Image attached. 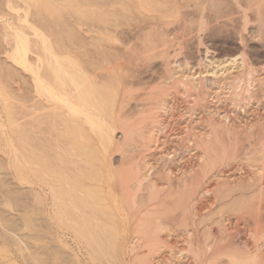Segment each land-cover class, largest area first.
Wrapping results in <instances>:
<instances>
[{
	"label": "rangeland",
	"instance_id": "obj_1",
	"mask_svg": "<svg viewBox=\"0 0 264 264\" xmlns=\"http://www.w3.org/2000/svg\"><path fill=\"white\" fill-rule=\"evenodd\" d=\"M7 1H11L12 5L16 7L19 6L20 10L22 7H25L26 9L29 10V18L30 19L32 18L31 20L41 30H43L44 33L46 34L49 33L48 35H50V38L52 37L51 42L53 43V49L55 51L60 52L61 54H66L67 53L66 50L69 51L74 50L75 52L73 54L75 56L77 55L79 58L82 56H83L82 59L91 58L92 62L90 65H92V67L90 65L85 66V70L87 71L88 75H90L89 78L92 79L91 76H93V80L97 79L105 83H111V85L113 84V86H115V87L110 86L109 87L110 89L109 90L107 89L108 92L107 90H106L107 93L105 92V95L108 96V97L106 96V98L107 99L109 98L110 101L116 100V102H119V100L123 98H128L130 100L129 102L131 104L129 105L128 102L127 105L129 106L126 107V109L128 110L125 109V116L128 114L127 117L131 116L132 118L134 117L136 118L143 113L142 111L144 110V108H141L143 107L142 100L139 99L142 97L144 92L148 91L147 88L144 89V87L145 86L153 87L157 85L158 83H160L159 77L161 78V80H164L163 72L165 73V60H166L164 59L165 57L164 58L160 57V59L158 56H157L158 58L154 57V59L152 57H146L145 58L146 60L144 59V57L143 58L140 57L141 59L138 57L137 60L135 59L129 64L127 63L128 65H126L125 63H123L124 65L122 64L123 57H125L126 55L130 56L132 55V53L137 54V52L138 53L141 52V48H142L141 46H143V43H145V39L141 41V38L142 39L146 38L143 37L144 34L147 33L148 35V33L152 31L151 26L153 27L162 26V28L168 32L169 34L168 39H170V43H168L167 45V50L169 54L168 59L170 60L172 65H181L182 67H192L193 70H197L201 65L209 63L212 59L216 57H222L223 55H225V53H227V51L231 53H235L238 50L239 43L237 37H235V34L233 32V27L226 26L224 24V21L222 20H226L225 18L219 19L218 22L213 21L210 23L209 25L210 28L206 31L207 33L205 32L202 35V37L205 39V44L203 45H200L198 43V37L196 33H190L188 35H184V33L181 32L180 30L181 25L183 26L185 22L195 21L194 19L197 20V8H195L196 7L194 2L195 0H189L191 3L189 1L187 3L185 1L182 3L181 1L179 2L177 0H145V1L144 0H54L59 5L60 10L58 8V10L54 12L52 15H48V11H47L48 5L50 3L43 2L44 0H0V14H5L7 11L13 12L9 8L7 9L6 6ZM249 1L250 0H243L242 2L243 4H248ZM195 11H196V15H195ZM21 12L23 14V9ZM263 19H264V13H263ZM237 21L238 20H236L234 23L238 24ZM44 25L45 27H43ZM145 25L146 27H144ZM250 27L251 29H253L256 27V24H253V26L250 25ZM229 28H232V30H230ZM24 29L27 30V32L30 31L28 30L27 27ZM6 31L7 30L3 28V25L0 24V43H2V41L4 40L3 33H6ZM228 35L234 37L232 39H229ZM30 37H32L31 39H33V41L36 39L34 38L35 36L33 35H30ZM58 39L63 40L62 45L56 42ZM104 39H106L107 41ZM135 39H137V41H135ZM247 44L249 50L251 51V55L253 59L258 61V63L264 62V27L262 29L261 34L257 38L254 36L252 37L250 35L248 37ZM127 45L129 47L131 46L130 47L131 52L129 49H127L128 48ZM98 47L99 49H97ZM207 48H209L208 49L209 51L207 50ZM33 49L29 51L28 54L30 63H32L31 66L35 67V69H38L39 72L43 74L42 75L43 77H46L49 70H47L46 68L42 69V67L45 66H38L36 60L38 59V55L42 53L41 47H35V49L34 50ZM36 50H38V52ZM93 51L99 52L101 56L97 55L98 53L95 54ZM82 52H84V54ZM9 53L10 52L7 51L6 48L0 47V189H1L0 215L1 216L5 215L4 218L7 221L8 220L9 221L11 220L13 222L15 221L16 224L15 223L14 224L17 228V232L12 230L13 229L12 227H14L12 226L14 225L12 224L13 222L10 223L5 221V219L2 216V218L4 219L3 221V219L0 216V223H1L0 262L2 264H135L136 252H134L129 248L130 246L129 243L131 242V239L135 233V229L137 230V225L134 224L133 221L134 213L126 203L125 204L127 206L124 204L126 207L124 206L120 207L117 205L116 198H118L121 195V191L119 190L118 186L112 188L113 181L110 180V176H112L113 173L119 170L122 166L121 164H123L122 160L124 159L122 157V153L116 151L115 147L114 149L108 150L110 144L108 143L107 145L106 142L101 141L100 139L101 131L99 132V129L96 130L98 131L96 132L95 130L89 127V124L81 120L80 116L72 115V118L74 120L80 122L83 121L86 127L85 128L86 132L89 134L88 135L87 133L84 132L85 138L78 136V133L72 130L68 126V124L66 125V122L63 120V118H66L65 116H68L66 115V113H68L67 108L64 107L62 102L60 101H55V100L48 101L47 99L48 97L45 92L44 94L43 92L39 91L41 93L40 94L36 86L33 71L25 67L23 68V65L18 61L14 60L13 56L9 55ZM79 53L82 56H80ZM84 56H86V58ZM119 56L122 58H120ZM143 59L145 61H143ZM113 60L114 62L111 63V61ZM98 61L102 65L99 64ZM135 61L138 63L136 64ZM146 62L148 64H146ZM114 63L116 68L114 65H112ZM117 64L119 65V67ZM69 68L71 69V67L68 66V69ZM90 68H92L91 71ZM95 68L97 69V72ZM53 73H54L53 70H50L48 75L49 77L47 76L48 78L46 77V80L52 82L54 78ZM97 73H100L99 75L100 76L103 75L102 77L105 78L103 79L102 77L100 78L97 77ZM112 74L115 76H113ZM113 77L117 78L116 81L118 84L115 82V79ZM130 80L131 82H129ZM142 80H144L143 81L144 83L142 82ZM126 86L128 88H126ZM112 88L114 89V91ZM134 89L136 90L135 92ZM126 90H131L133 91V93L129 94L128 92H126ZM135 93L137 94L135 95ZM138 94H139V98L137 97ZM52 105H54L55 107H53ZM118 107L119 105H112V108L107 107L106 109L101 111L104 116L107 115L105 117L108 118V120H111L110 122L113 121L112 130L113 132H115L114 139L116 142H118V140L123 139V134L121 132L122 130L121 127H119L120 124L119 123L116 124V122H114L115 120L114 115L118 113ZM52 108L55 110V112L53 111ZM112 113L114 115H112ZM111 115L112 117L110 118L109 116ZM176 115L177 116L175 119L169 118L167 115H165L170 120L172 119L171 121H173L172 123L175 128L169 127L165 132L164 131L162 132L163 129H161V131H159L158 129L155 132V134L152 135V138H150L149 146H148V147L151 146L150 150H148L151 152V154H155L158 151H161L160 149H162V147H160V145L161 146L165 145L166 147H172V150L177 152V153L175 152L172 161H165V160L159 161L160 165H166L168 167L170 165L175 166L176 164L183 162L184 160L190 157L189 153L191 155V153L194 152V151L189 152L185 147L179 146L178 142L176 141L177 140L176 138L178 137L174 136V134L172 137V135H170L171 133H169L171 131H174L173 129L179 130L180 129L179 127H181V125H185L184 124L185 116L184 117L180 116L178 112L176 113ZM47 118L48 120H45ZM54 119H56V122L54 121ZM57 119H59L60 121H57ZM36 122L39 124V126L37 125ZM44 124L47 127H45ZM156 125L159 128V125L157 123ZM162 126L163 125H161L160 127L162 128ZM69 128L71 131L69 130ZM35 129L37 130V132L35 131ZM18 131L20 132L18 133ZM97 133H99L100 135ZM21 134L23 137H21ZM42 134L43 137L40 136ZM37 135H39L40 137ZM64 135H68V136L63 137ZM45 136L47 137L45 138ZM21 138L23 139L21 140ZM61 139L63 140L65 139V140L61 141ZM67 139H69V141ZM71 140H73V142ZM33 141H35V143ZM167 142L168 144H166ZM60 143H62V145ZM73 144H75L76 149L73 148L74 147ZM81 145L82 147H80ZM174 146H178V148H175L176 149L175 150L173 149ZM18 147L22 149L20 150ZM49 148H51L53 153ZM31 149H33L34 151L33 154L31 153L32 152ZM77 149H79V151ZM84 149L87 150L86 154ZM36 150L39 151L40 153L43 152V154L40 155V153L37 152ZM35 151L39 153V155ZM87 153L90 155H88ZM138 156L139 155L137 154L133 155V157L136 158ZM84 157H86L87 159L85 158L84 160ZM131 157L132 154L130 158ZM257 157H252L251 159L242 161V163L239 166L241 168L238 169L239 170L238 172L240 174H249L252 172L250 171V169L257 170L256 169L257 167L258 169H261L262 166L264 167L263 159H260L261 158L260 155ZM81 161H83L84 164H81ZM259 161L262 163H258ZM244 162L245 163L247 162L248 164H245ZM73 163L76 165V167L75 165H73ZM258 164L261 167L258 166ZM99 171H101V174ZM242 171H247V172L244 173ZM81 172L82 173L85 172V173L82 174ZM261 172H264V170H262ZM262 174L263 173L260 174L261 177L259 175H258L259 177L256 175L254 177L255 179L253 178L250 181L252 184L250 182H247V184L244 183V185L242 184L243 187L240 185L239 186L231 185V187L230 186L223 187V189L220 187L217 189L215 193L210 195L208 194L209 196L208 195L203 196L204 198L202 196H201L202 198H200V195H196L195 201H196V206L198 208V209L197 208L194 209V213L196 212L194 216L195 215L196 216L194 217L191 215V213H189L190 210L189 208L187 210L188 211L187 219L189 223L188 228L191 230L194 229L193 232H195V236H196L195 239L197 245H199L200 243H201L200 245L205 244V241L208 242L212 238L217 239L221 236L223 237L226 236L228 245L225 247L226 249L224 248L221 249L222 252L224 253L225 251H228L226 252L228 254H232L234 252L235 254L238 255L242 253L240 256L243 257H245L246 255L248 256L249 255L248 249L245 248V244H243L246 241L251 242L250 245L253 246L252 249L254 251L257 250L256 247H258V249L263 250L264 252V237H261V239L258 238L254 239L252 237L253 234L250 233L251 232L250 229L253 226L249 228L250 227L249 224L252 225L253 221L251 220V217H249L250 214L248 213L250 212L249 208L252 207L254 210L253 213L254 214L258 213V216L261 219L260 221H262L261 225L262 227H264L263 226L264 202L260 201L261 197L264 196V192H263L264 184L262 185L259 184L261 179H263L264 181L263 178L264 175ZM80 176L82 177L79 180ZM212 180L213 181L216 180L215 177H213L211 181ZM110 187L112 188V191ZM86 189H88L87 192L85 191ZM93 190L97 194L94 193ZM260 190L262 191L260 192ZM259 195L260 197H257ZM206 196H208L209 198ZM96 197H98V200ZM19 198L21 199L19 200ZM59 199H64V200H59ZM258 199H260L259 202ZM7 201H10L9 204ZM254 202L255 203L258 202V203L254 204ZM250 203L253 204L254 207L253 205L250 206ZM73 204H76V206L80 205L79 207L80 210L76 209ZM32 205H34L33 208ZM86 205L88 206V208ZM245 209L247 210L245 211ZM80 212H83V214L87 218L89 217L88 219H90V221L86 219L85 222L83 220L84 215ZM243 213H245L246 215ZM239 217L243 218V221L242 219H239ZM244 217L247 219L245 220ZM28 218L29 220H27ZM80 218L83 220V224ZM190 218L192 219V221L193 220L194 221L191 222ZM238 219L241 221L243 226H241V224H239L238 226L237 224ZM232 220L234 222L231 223ZM222 222L224 224L227 223L231 224L228 225L231 231L227 232V234L226 233L223 234L222 232H220L221 230L220 227ZM85 223L87 225L84 226ZM4 225L6 226V228ZM8 226L9 228H12L10 229V231ZM236 226L239 228H237ZM81 227H83L82 228L83 232ZM125 228L126 230H124ZM97 231L99 233H97ZM1 232H5V233H1ZM91 233L92 235H94V237L91 235ZM3 234L4 235L6 234V236H4ZM38 234L41 235L39 236ZM231 242L233 243V246ZM242 245L244 246V248ZM260 250L259 252H261ZM144 251L148 252L147 246L144 247ZM218 251H220L219 248ZM226 253L223 255H226ZM150 256H153V254H151ZM220 256H222V254H220ZM217 257H219V255ZM257 260H259L258 263H256ZM262 260L263 259H256L255 262L251 261L247 264H263L264 260L263 261ZM154 262H156V260H154Z\"/></svg>",
	"mask_w": 264,
	"mask_h": 264
},
{
	"label": "bare ground",
	"instance_id": "obj_2",
	"mask_svg": "<svg viewBox=\"0 0 264 264\" xmlns=\"http://www.w3.org/2000/svg\"><path fill=\"white\" fill-rule=\"evenodd\" d=\"M177 1H179V2L181 1L182 3L185 1L187 3L189 0H177ZM242 1L243 0H195L194 1L195 6H196L195 8H197V20L194 19L195 21L185 22L183 24V26L181 25L180 30L182 33H184V35H188L190 33H196L197 37H198V43L200 45H203V44H205V39L202 37V35L210 28L209 27L210 23L213 21L218 22L219 19L225 18L226 20H222V21H224V24L226 26H232L233 27V32L235 34V37H237V40L239 43L238 50L235 53H231V52L227 51V53H225V55H223L222 57H216V58L212 59L209 63L201 65L199 67V69H197V70H193L192 67H182L181 65H172V63L168 59L169 54H168V50H167V45H168V43H170V39H168V36H169L168 32L165 29H163L162 26L161 27L160 26H158V27L151 26L152 31L150 33H148V35H147V33L144 34L143 37H146V38H143V39L141 38V41L145 39V43L142 42L143 46H141L142 47L141 52L140 53L137 52V54L132 53V55H130V56L126 55L125 57H123V61H122V64L125 63L126 65H128L129 63H131L135 59L137 60L138 57L139 58L144 57V59L146 57H152L154 59V57L158 56L159 59H160V57H163V58L165 57L164 59H166L165 60V73L163 72L164 80H161V78L159 77L160 83H158L157 85H155L153 87H147V86L144 87V89L147 88L148 91L144 92L142 97L140 95L141 98L139 99V100H142V106L143 107H141V108H144V110L142 111L143 113L141 112L142 114L136 118L135 117L132 118L131 116L127 117L128 114L125 116L126 107H128L131 104L129 102L130 100L128 98H123V99L119 100V102H116V100L110 101L109 98H108L109 100L106 98L107 95H105V92L107 89L108 90L110 89L109 88L110 86L115 87V86H113V84L111 85V83H105V82L99 81L97 79L93 80V76H91L92 79L89 78L90 75H88L87 71L85 70V66L91 64V62H92L91 58H87V59L83 58L82 59L83 56L79 53V55L82 56V57H80L81 58L80 59L77 55L75 56L73 54L75 52L74 50H70V51L66 50V52H67L66 54H61L60 52H57L53 49V43L51 42L52 37L50 38V35H48L49 33L48 34L44 33V31L41 30L31 20L32 18L31 19L29 18V10L28 9H26L25 7H22L20 10L19 6L16 7V6L12 5L11 1H7V5H6L7 9L9 8L13 12L7 11L8 13L6 12L5 14H0V24H2L3 28L7 30L6 33H3L4 40L2 41V43H0V47L6 48V50L10 52L9 55L13 56L14 60L21 63L23 65V68L25 67V68L31 69L33 71L36 86L38 88V92L39 91L43 92V93L45 92L47 97H48L47 98L48 101L49 100H55V101L62 102L63 106L66 107L67 111H68V113H66V115H68V116H65L66 118H63V120L66 122V125L68 124V126L72 130L76 131L78 133V136L85 138L84 132L85 133H87V132L85 129L86 127L83 123V121H84L87 124H89V127L91 129H93L95 131L99 129V132L101 131V136H100L101 141L106 142L107 145H108V143L110 144L109 149L107 148L108 150L114 149V147H115L116 151H119L122 153V157L124 159V160H122L123 164L120 163L122 165L121 168L119 170H117L115 173H113L112 176H110V180L113 181L112 188L118 186L119 190L121 191V195L118 198H116L117 199V205L120 207H122V206L126 207L128 205L134 213L133 221H134V224L137 225V230L135 229V233L131 239V242L129 241L130 242L129 248L131 250H133L134 252H136V263L135 264H247L251 261L255 262L256 259H263L264 260L263 250H260V249H258V247L255 246L257 248V250L254 251L252 249L253 246L250 245L251 242H247V241H246L247 243L245 242L243 244H245V248L248 249V253H249L248 256L246 255L245 257H243V256H240L242 253L240 255H238V254H235L234 252L232 254H228V253H226L228 251H225L226 255H223L225 253L222 252L221 249H223V248L226 249L225 247L228 245L227 240H226V236L225 237L221 236L217 239L212 238L208 242L205 241V244L200 245L201 244L200 243L199 245H197L196 239H195V237H196L195 232H193L194 229L192 228L193 230H191L188 228L189 223H188V219H187V217H188V213H187L188 211L187 210L189 208H190V210H193V211L189 210V213H191L192 216H194V214H196V212L194 213V209L197 208L196 201H195L196 195H200V198H202L205 195H208V194L210 195V194L215 193L217 191V189L220 187L223 189V187H228V186L231 187V185L242 186V184L244 185V183L247 184V182H250L256 175L257 176L259 175L260 177H261V175H260L261 173H263L262 175H264V172H261L262 170H264L263 166L261 169H258V167H257L256 168L257 170H251L250 169L251 167H250L249 169L252 172L249 174H240L238 172L239 171L238 169L241 168L239 166L242 163V161H244V160H248V159H251L252 157H257L260 155V157H261L260 159H263V161H264V62L258 63V61L253 59V57L251 55V51L249 50V47L247 44L248 37L251 35L252 37L254 36L257 38L261 34L262 29L264 27V23H263V20H264L263 19L264 0H250L248 2V4H243ZM43 2H49L50 3L48 5V8H47L48 15H52L59 8V5L54 0H44ZM41 3H42V1H41ZM22 9H23V14L21 12ZM19 10L21 13L19 12ZM59 10H60V8H59ZM195 15H196V11H195ZM236 20H238L237 21L238 24L234 23ZM139 22H141V21H139ZM253 24H256V27L255 28L252 27L253 29H251L250 25L253 26ZM26 27L31 32L30 31L27 32V30L24 29ZM43 27H45V25ZM144 27H146V25ZM178 28H179V26H178ZM53 29H54V27H53ZM168 29H169V27H168ZM229 29L232 30V28H229ZM30 35L35 36L34 38H36V39L33 41V39H31L32 37H30ZM145 35H147V36H145ZM51 36H53V35H51ZM57 37H58V35H57ZM106 37H108V36H106ZM233 37L234 36L228 35L229 39H232ZM136 38H137V36H136ZM101 39H103V38H101ZM71 40H72V38H71ZM104 40H106V39H104ZM235 40H236V38H235ZM69 41H70V39H69ZM135 41H137V39H135ZM56 42L58 44H61V45L63 44L62 39H58ZM138 43H139V41H138ZM173 44H174V42H173ZM34 46L35 47H41V52H42L41 54L38 55V59H36L37 65L38 66H45V67H42V69L46 68L49 71L53 70L54 78H53L52 82H49L48 80H46V77L49 75V71H48L47 76L45 75L46 77H43L42 76L43 74H41L38 69H35V67L31 66L32 63H30V59L28 57V54H29V51H31ZM35 47H34V49H35ZM56 47H57V45H56ZM130 47L128 46L127 49L130 50L131 49ZM97 49H99V47ZM208 49L209 48H207V50ZM38 50H36V51L38 52ZM134 50H135V47H134ZM136 51H138V50H136ZM126 52H127V50H126ZM126 52H125V54H126ZM130 52H131V50H130ZM82 53L84 54V52H82ZM88 53H90V52H88ZM94 53L95 54L98 53L97 55L101 56L99 54V52H94ZM89 56H91V55H89ZM84 57L86 58V56H84ZM112 58H114V57H112ZM120 58H122V57H120ZM144 59H143V61L146 60V59L145 60ZM153 59H150V60H153ZM112 62H114V60L111 61V63ZM147 62H146V64H148ZM137 63L138 62H136V64ZM99 64H101V63L99 62ZM112 65L115 66V63ZM68 66L71 67V69L70 68L68 69ZM90 66L92 67V65H90ZM90 66H88V67H90ZM101 67H99V68H101ZM118 67H119V65H118ZM118 67H117V69H118ZM115 68H116V66H115ZM91 69L92 68H90V71H91ZM145 71H146V69H145ZM96 72H97V69H96ZM110 73H111V71H110ZM99 74L100 73H97V77L100 78L103 76V75L100 76ZM101 74H103V73H101ZM118 74H119V72H118ZM113 76H115V75H113ZM123 76H124V74H123ZM106 77H108V76H106ZM114 79H115V82L117 83V81H116L117 78H114ZM129 79H127V80H129ZM143 81L144 80H142V82ZM107 82H109V81H107ZM129 82H131V80ZM134 82H135V80H134ZM138 82H140V81H138ZM136 84H137V82H136ZM126 88H128V87L126 86ZM108 90H107V92H108ZM113 91H114V89H113ZM135 91L136 90L134 89V92ZM126 92H128L129 94L133 93V91H131V90H126ZM121 93H123V92H121ZM142 93H140V94H142ZM109 94H110V92H109ZM112 94H114V93H112ZM136 94L137 93H135V95ZM128 95H126V96H128ZM122 96H124V95H122ZM137 97L139 98V94ZM128 102H129V105H127ZM112 105H119L118 113H116L115 115L112 113V115H114V117H115L114 122H116V124L117 123L120 124L119 127H121V130H122L121 132L123 134V139L118 140V142H116L114 139L115 132H113V130H112L113 129L112 128L113 121L110 122L111 120H108V118L105 117L107 115L104 116L101 112L102 110L106 109L107 107L112 108ZM52 106L55 107L54 105H52ZM126 110H128V109H126ZM53 111L55 112L54 109H53ZM138 111H140V110H138ZM177 112L180 116H182V117L185 116V123H184L185 125L180 124L181 127H179L180 128L179 130L173 129L174 131H171L169 133H171L170 135H172V137H173V134H174V136L178 137V138H176L177 139L176 141L178 142L179 146L185 147L187 149V151H189V152H193V151L194 152L191 153V155L189 153L190 157L188 159L184 160L183 162L176 164L175 166L170 165L168 167L166 165H160L159 161L160 160L172 161L176 151H173L172 147H166L165 145H163V146L160 145V147H162V149H160L161 151H158L155 154H151V152L148 151V150H150L151 146L150 147H148V146H149L150 138H152V135H154L158 129H159V131H161V129H163L162 132L163 131L165 132L169 127H174L173 123H172L173 121H171L172 119L170 120L169 118L175 119L177 116L176 115ZM135 113H136V111H135ZM50 115H52V114H50ZM72 115L80 116L81 120H83V121L80 122V121L74 120L72 118ZM112 115L109 117L111 118ZM165 115H167L169 118H167V116H165ZM54 116H55V114H54ZM61 117H63V116H61ZM68 117H70V118H68ZM50 119H51V117H50ZM179 119H180V117H179ZM45 120H48V118ZM35 121H37V120H35ZM54 121L56 122V119H54ZM57 121H60V120L57 119ZM175 122H176V120H175ZM38 123H39V121H38ZM38 123H37V125L39 126ZM156 123L159 125V128L156 125ZM42 124H43V122H42ZM161 125H163L162 128L160 127ZM44 126L47 127L45 124H44ZM68 126H67V128H68ZM70 128H69V130H70ZM90 128H89V130H90ZM35 131L37 132L36 129H35ZM54 131H56V130H54ZM19 132L20 131H18V133ZM96 132H98V131H96ZM21 133H23V132H21ZM97 134H99V133H97ZM31 135H32V133H31ZM37 136H39V135H37ZM40 136L43 137V134ZM65 136H68V135H64L63 137H65ZM21 137H23L22 134H21ZM46 137L47 136H45V138ZM28 138H30V137H28ZM48 138H49V136H48ZM60 138H62V137H60ZM165 138H166V136H165ZM22 139L23 138H21V140ZM162 139H163V136H162ZM62 140L63 139H61V141ZM67 140L69 141V139H67ZM71 141L73 142V140H71ZM33 142L35 143V141H33ZM76 142H79V141H76ZM168 142L166 144H168ZM36 144H37V142H36ZM60 144L62 145V143H60ZM103 144H105V143H103ZM73 145H74L73 148L76 149L75 144H73ZM82 145L80 147H82ZM23 146H24V144H23ZM18 148L20 149V147H18ZM84 148H85V146H84ZM132 148H133V150H132ZM175 148H178V146H174L173 149H175ZM179 148H181V147H179ZM33 149H31L32 154L34 152ZM49 149L51 150V148H49ZM27 150H29V149H27ZM77 150L79 151V149H77ZM37 152H39V151H37ZM51 152H52V150H51ZM86 152H87V150H85V154H86ZM39 153H37V154L39 155ZM41 154H43V152L40 153V155ZM131 154H132V157L130 158ZM135 154H137L139 156L137 158L133 157V155H135ZM19 155H20V153H19ZM28 155H29V153H28ZM28 155H27V158H28ZM78 155H80V154H78ZM88 155H90V154H88ZM31 156H33V155H31ZM105 156H103V157H105ZM42 157H43V155H42ZM85 158L86 157H84V160H85ZM257 158H259V157H257ZM82 162L83 161H81V164H84V162L83 163ZM258 163H262V162L259 161ZM81 164H80V166H81ZM245 164H248V163L246 162ZM73 165H75V164L73 163ZM243 166H245V165H243ZM258 166H260V165L258 164ZM75 167H76V165H75ZM82 168H83V165H82ZM72 170H74V169H72ZM27 172H29V171H27ZM85 172H83V173L81 172V173L84 174ZM99 172L101 174V171H99ZM242 172L245 173L247 171H242ZM52 175H54V174H52ZM82 176H84V175H82ZM82 176L79 177V180L81 179ZM213 177H215L216 180L211 181V179ZM107 181H109V180H107ZM256 182H257V180H256ZM62 183H64V182H62ZM60 184H61V182H60ZM259 184L260 185L264 184L263 179H261ZM6 186H8V185H6ZM256 186H258V185H256ZM112 188L110 187L111 191H112ZM232 189H233V187H232ZM56 190H58V189H56ZM83 190H84V188H83ZM87 190L88 189H86L85 191L87 192ZM98 190H99V187H98ZM98 190H97V192H98ZM89 191H90V189H89ZM238 191H239V189H238ZM261 191L262 190H260V192ZM94 193H96V192L94 191ZM13 194H16V193H13ZM19 195H21V194H19ZM22 195H23V193H22ZM208 196H206V197H208ZM92 197H94V196H92ZM257 197H260V195ZM262 197H261V200L258 199V202H259V200L261 202H264V196H262ZM96 198L98 200V197H96ZM20 199L21 198H19V200ZM59 200H64V199H59ZM7 202L9 204L10 201H7ZM258 202H256V203H258ZM41 203H42V201H41ZM251 203H250V206L253 205ZM256 203L254 202V204H256ZM85 204H86V202H85ZM73 205L76 209L80 210V208H79L80 205H77V206H76V204H73ZM246 205H247V202H246ZM33 206L34 205H32V208H33ZM253 207H254V205H253ZM87 208H88V206H87ZM245 208H246V206H245ZM247 209H245V211ZM240 211H241V209H240ZM249 211L250 212H248V213L250 215L249 214L248 215H249V217H251V220L253 221L252 225L249 224V226H250L249 228H251L253 226L250 229L251 232L250 231L249 232L253 234V236L252 235L251 236L254 239L255 238L261 239V237H264V227H262V225H261L262 221H260L261 219L259 218L258 213L257 214L253 213L254 210L252 207L249 208ZM137 212H140V213H137ZM80 213L83 214V212H80ZM243 214H245V213H243ZM75 215H76V213H75ZM2 216L4 218L5 215H2ZM2 216H1V218H2ZM84 216H83V220L86 222V219H88L89 217L87 218L86 216L85 217ZM81 217H82V215H81ZM6 218H7V216H6ZM191 218H193V217H191ZM4 219H3V221H4ZM8 219H9V217H8ZM239 219H242V221H243V218L239 217ZM244 219L246 220L247 218L244 217ZM16 220H18V219H16ZM27 220H29V218ZM80 220H82V219L80 218ZM83 220H82V224H83ZM88 220L90 221V219H88ZM238 220H237L238 226H239V224H241V226H243L241 221L240 220L238 221ZM5 221H7V220L5 219ZM77 221H79V220H77ZM193 221L191 219V222H193ZM221 221H223V220H221ZM1 222H2V220H1ZM7 222L11 223L13 221L8 220ZM232 222H234V221L232 220L231 223ZM263 222H264V218H263ZM14 223H15V221L12 224H14ZM15 224L12 225V226H14V227H12L13 229L9 228V226H8L9 231H10V229H12V230L17 232V228H16ZM247 224H248V222H247ZM0 225H1V223H0ZM85 225H87V224L85 223L84 226ZM99 225H101V224H99ZM228 225H231V224H228V223L224 224L222 222L221 227H220L221 230L219 229L220 232H222L223 234H225V233L227 234V232H230L231 230L228 227ZM68 226H69V224H68ZM233 226H234V223H233ZM247 227H248V225H247ZM5 228H6V226H5ZM33 228H34V226H33ZM82 228L83 227H81V229ZM237 228H239V227H237ZM262 228H263V230H262ZM124 230H126V228ZM0 231H1V229H0ZM235 231H237V230H235ZM82 232H83V229H82ZM1 233H5V232H1ZM92 233H91V235H92ZM97 233H99V232L97 231ZM247 233H248V231H247ZM127 235H128V233H127ZM254 235H255V237H254ZM4 236H6V234ZM92 236L94 237V235H92ZM247 236H248V234H247ZM20 237H22V236H20ZM229 237H231V236H229ZM115 238H116V236H115ZM6 239H7V237H6ZM8 241H9V239H8ZM233 242H234V240H233ZM255 243H256V241H255ZM146 246L148 247V252L144 251V247H146ZM232 246H233V243H232ZM218 248L220 251H218ZM243 248H244V246H243ZM260 248H261V246H260ZM259 250L261 252H259ZM235 251H237V250H235ZM242 251H243V249H242ZM149 254L150 255L153 254V256H150ZM220 254H222V256H220ZM218 255H219V257H217ZM214 256H215V258H214ZM154 260H156L157 263L154 262ZM258 261L259 260H257L256 263H258ZM0 264H2V263L0 262Z\"/></svg>",
	"mask_w": 264,
	"mask_h": 264
}]
</instances>
